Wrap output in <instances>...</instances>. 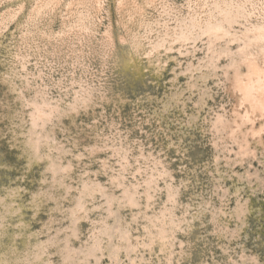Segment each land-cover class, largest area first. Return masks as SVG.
Masks as SVG:
<instances>
[{
    "label": "rangeland",
    "instance_id": "rangeland-1",
    "mask_svg": "<svg viewBox=\"0 0 264 264\" xmlns=\"http://www.w3.org/2000/svg\"><path fill=\"white\" fill-rule=\"evenodd\" d=\"M261 27L264 0H0V264H264Z\"/></svg>",
    "mask_w": 264,
    "mask_h": 264
},
{
    "label": "bare ground",
    "instance_id": "bare-ground-1",
    "mask_svg": "<svg viewBox=\"0 0 264 264\" xmlns=\"http://www.w3.org/2000/svg\"><path fill=\"white\" fill-rule=\"evenodd\" d=\"M254 40L264 41V27L255 30ZM235 86L248 102L250 109L264 111V60L258 64L247 59V72L237 80Z\"/></svg>",
    "mask_w": 264,
    "mask_h": 264
}]
</instances>
